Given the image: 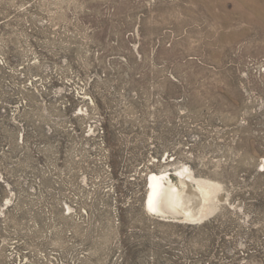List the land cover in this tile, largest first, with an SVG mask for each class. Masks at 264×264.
<instances>
[{
    "label": "rangeland",
    "instance_id": "374dc122",
    "mask_svg": "<svg viewBox=\"0 0 264 264\" xmlns=\"http://www.w3.org/2000/svg\"><path fill=\"white\" fill-rule=\"evenodd\" d=\"M247 2L0 0V264H264ZM181 168L221 184L202 222L145 208L148 174Z\"/></svg>",
    "mask_w": 264,
    "mask_h": 264
},
{
    "label": "bare ground",
    "instance_id": "6f19581e",
    "mask_svg": "<svg viewBox=\"0 0 264 264\" xmlns=\"http://www.w3.org/2000/svg\"><path fill=\"white\" fill-rule=\"evenodd\" d=\"M222 1L216 0L217 3ZM241 1L244 4L248 3V0ZM212 4L214 5L215 3L212 2ZM207 5L210 6L209 4ZM241 8V11L240 8L239 10L236 8L233 13L240 11V14H243L244 12L242 11L244 9L243 7ZM251 10L258 14H264V9L262 13L257 7H251ZM175 175L182 178L184 188L175 183L167 171L159 173L151 172L148 174L150 176V185L147 192V206L150 213L177 218L182 214V210L184 209L186 218L184 221L195 223L206 220L209 215L217 210L218 201L222 199L221 192L219 191L221 184L219 182L198 178L191 172L185 173V170L182 168L177 169ZM193 181L197 183V187H192Z\"/></svg>",
    "mask_w": 264,
    "mask_h": 264
},
{
    "label": "trees",
    "instance_id": "16d2710c",
    "mask_svg": "<svg viewBox=\"0 0 264 264\" xmlns=\"http://www.w3.org/2000/svg\"><path fill=\"white\" fill-rule=\"evenodd\" d=\"M215 219H209L206 222H204V224L202 225V227H207L209 225H212L214 223ZM217 221V220H216Z\"/></svg>",
    "mask_w": 264,
    "mask_h": 264
},
{
    "label": "water",
    "instance_id": "95a60500",
    "mask_svg": "<svg viewBox=\"0 0 264 264\" xmlns=\"http://www.w3.org/2000/svg\"><path fill=\"white\" fill-rule=\"evenodd\" d=\"M168 173L170 174V175H174V173H175V171L174 170H168ZM147 197H145V208H147Z\"/></svg>",
    "mask_w": 264,
    "mask_h": 264
}]
</instances>
